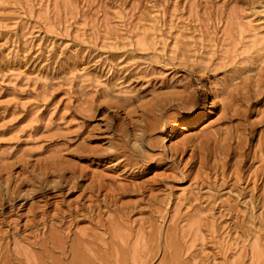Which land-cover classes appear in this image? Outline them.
Returning <instances> with one entry per match:
<instances>
[{
  "label": "rangeland",
  "instance_id": "rangeland-1",
  "mask_svg": "<svg viewBox=\"0 0 264 264\" xmlns=\"http://www.w3.org/2000/svg\"><path fill=\"white\" fill-rule=\"evenodd\" d=\"M46 4L0 0V264H252L264 0Z\"/></svg>",
  "mask_w": 264,
  "mask_h": 264
},
{
  "label": "bare ground",
  "instance_id": "bare-ground-1",
  "mask_svg": "<svg viewBox=\"0 0 264 264\" xmlns=\"http://www.w3.org/2000/svg\"><path fill=\"white\" fill-rule=\"evenodd\" d=\"M29 1V0H28ZM46 3H47V0H46ZM45 3V0H40V4L41 5H47ZM160 10V9H159ZM158 11V9H157ZM155 12V11H154ZM161 12V11H160ZM157 12H155L156 14ZM153 14V13H152ZM162 16V13H160V15H153L151 18H150V24L156 26L158 25L159 23V18ZM250 22V21H249ZM248 25H251V29L253 26L252 23H248ZM257 28V27H256ZM151 29V28H150ZM160 30V28L158 29ZM254 30H257L255 29L254 27ZM253 30V32H254ZM258 33V31H257ZM257 33H255L256 35H258ZM260 37V36H259ZM262 38V37H261ZM261 38L259 40H261ZM257 40V41H259ZM123 63V62H122ZM88 74V71H85L82 69L79 77L80 78H84L86 75ZM95 81L97 83H102V76H100L99 74L98 75H95L94 77ZM181 82V81H180ZM179 84V83H178ZM179 87L177 86V84L175 85L173 82L170 81V83L168 85H165L163 88H162V91L159 93H156L153 95L152 98H158L160 97L161 95H169V94H179V93H182V91L178 90ZM185 89V88H184ZM157 90V89H156ZM114 91V90H113ZM119 91V90H118ZM121 91V90H120ZM117 92V91H115ZM155 92V91H154ZM122 93V92H120ZM130 93V92H129ZM117 94H119L117 92ZM219 94H216L215 97L213 99H210L208 101V93L205 92L204 93V99L206 102H210L209 104L211 105H214V110L217 109V106H218V99H219ZM129 99V98H128ZM127 100V99H126ZM154 100V99H152ZM131 101V100H130ZM128 103V102H127ZM208 104V103H207ZM206 104V105H207ZM220 106V105H219ZM218 111V110H217ZM209 112V111H208ZM214 112V111H212ZM217 114V113H216ZM213 115V114H212ZM212 115L211 113H204V116L201 118V119H198L199 121L197 122H194V123H190L189 121L188 122H185L184 125H180V124H177V126L174 128V130L172 131V134L171 135H174L171 136L174 138H178L182 133L184 132H193V131H196L197 129H201V130H204L205 127H207V125H209V123L211 122V119H212ZM190 134V133H189ZM192 134V133H191ZM169 135V134H168ZM170 138V137H169ZM166 139V138H165ZM190 140V139H189ZM192 141V140H191ZM190 142V141H189ZM170 149H172V146H170ZM198 225V222L197 220H193L190 222L189 224V227L190 228H194L195 226ZM204 238V237H203ZM225 240V239H224ZM204 241V240H203ZM228 242V241H227ZM264 246H262V244L260 243V241L258 240V238H255L253 239L250 247L248 248L247 252H248V255L250 256V260H251V263L252 264H264L263 262V259H264V249H263ZM142 251H143V243L140 241V240H136L133 247H132V252H131V262L132 264H138L141 257H142Z\"/></svg>",
  "mask_w": 264,
  "mask_h": 264
}]
</instances>
